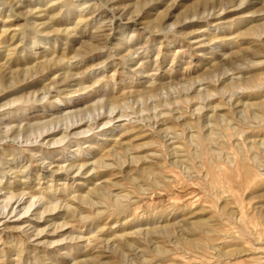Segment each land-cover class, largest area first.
<instances>
[{
  "label": "rangeland",
  "instance_id": "374dc122",
  "mask_svg": "<svg viewBox=\"0 0 264 264\" xmlns=\"http://www.w3.org/2000/svg\"><path fill=\"white\" fill-rule=\"evenodd\" d=\"M263 23L264 0H1L0 264H264Z\"/></svg>",
  "mask_w": 264,
  "mask_h": 264
},
{
  "label": "bare ground",
  "instance_id": "6f19581e",
  "mask_svg": "<svg viewBox=\"0 0 264 264\" xmlns=\"http://www.w3.org/2000/svg\"><path fill=\"white\" fill-rule=\"evenodd\" d=\"M1 1V0H0ZM245 15V14H244ZM163 17L164 16H162L161 14H159L156 18H154V20H151L150 21V26H152V27H156V28H160V31H163V29L162 28H166V26L163 24ZM257 27V31H260L262 28H264V23L262 24V26H256ZM167 29V28H166ZM253 29V28H252ZM102 30V29H101ZM251 30V29H250ZM250 30H248V31H250ZM256 30V29H255ZM251 32V31H250ZM264 32V29L263 30H261V34ZM103 34L104 33H102V35H98L97 37H96V43H93L94 45L95 44H97V43H99V42H102L103 40H105L104 38H105V36H103ZM260 34V35H261ZM105 35V34H104ZM246 35V34H245ZM251 35V34H250ZM123 36V35H122ZM249 37V36H248ZM123 38L124 37H120V40H119V44H120V42H122V40H123ZM12 39V38H11ZM228 39V38H227ZM223 41V40H222ZM93 44H91V46H94ZM87 47V46H86ZM74 57V56H73ZM18 67V66H17ZM19 70V69H18ZM17 69L15 70H13L12 71V76L11 77H13V78H16V77H19V75H20V73H19V71H18ZM21 70V69H20ZM28 71H30V70H33L32 69V67L30 66L28 69H27ZM7 80H9V78L7 79L6 77H4V76H0V88L3 86V85H5V83L7 82ZM259 88V87H258ZM52 93V92H51ZM113 121V118H111V119H109V121L108 122H105L104 123V125L105 124H108V123H110V122H112ZM115 121V120H114ZM80 128V127H79ZM81 129V128H80ZM75 131V130H74ZM55 134V133H54ZM53 135V134H52ZM54 139V138H53ZM109 152H110V150H109ZM112 153V152H111ZM115 155V154H114ZM101 159V158H100ZM102 160H104L103 158H102ZM77 164V163H76ZM106 164V163H105ZM107 164H109V163H107ZM106 164V166H108ZM84 166H85V164H81L80 166H79V170H81L82 169V167L84 168ZM74 167H76L75 166V164H73V166L71 167V168H74ZM70 168V169H71ZM82 173V172H81ZM1 183V182H0ZM37 198V197H36ZM28 212V211H27ZM62 218V217H61ZM32 227V226H31ZM30 228V227H29ZM26 232V231H25ZM133 241V240H132ZM132 243V242H131Z\"/></svg>",
  "mask_w": 264,
  "mask_h": 264
}]
</instances>
